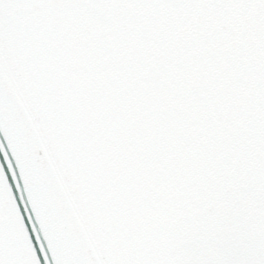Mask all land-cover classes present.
I'll return each mask as SVG.
<instances>
[{"label": "snow or ice", "instance_id": "snow-or-ice-1", "mask_svg": "<svg viewBox=\"0 0 264 264\" xmlns=\"http://www.w3.org/2000/svg\"><path fill=\"white\" fill-rule=\"evenodd\" d=\"M0 264H264V0H0Z\"/></svg>", "mask_w": 264, "mask_h": 264}]
</instances>
